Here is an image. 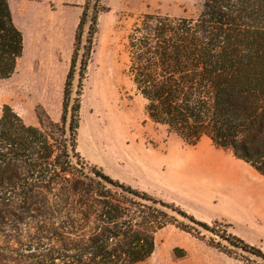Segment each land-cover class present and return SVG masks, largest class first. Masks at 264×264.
I'll return each mask as SVG.
<instances>
[{"label":"trees","instance_id":"obj_1","mask_svg":"<svg viewBox=\"0 0 264 264\" xmlns=\"http://www.w3.org/2000/svg\"><path fill=\"white\" fill-rule=\"evenodd\" d=\"M103 11L101 0H84L59 121L39 108L37 126L27 125L9 106L2 108L0 234L18 227L36 232L18 249L0 247V264H137L151 256L164 227L197 232L171 216L169 204L87 167L76 152L79 103L77 98L67 120L66 95L84 27L88 45L79 88ZM23 49L8 0H0V82L13 75ZM125 50V74L149 121L188 146L205 137L264 178V0H203L196 18L143 14L126 36ZM177 213L264 264L260 250Z\"/></svg>","mask_w":264,"mask_h":264},{"label":"rangeland","instance_id":"obj_2","mask_svg":"<svg viewBox=\"0 0 264 264\" xmlns=\"http://www.w3.org/2000/svg\"><path fill=\"white\" fill-rule=\"evenodd\" d=\"M202 3L101 0L105 11L97 17L80 88L78 71L83 47L88 45V24L66 95L67 120L78 98L76 152L82 163L169 204L173 208L168 210L171 216L198 232H184L175 224L164 227L155 235L151 256L137 264L263 263L177 211L218 232L226 231L264 253V178L255 172L258 180H252L239 172L232 180L234 169L213 154L207 156L205 168L191 166L199 158L198 152L213 147L211 142L202 138L198 147L188 146L167 133L165 127L149 121L144 101L125 74L126 36L139 16L160 13L196 18ZM8 4L14 24L23 35L24 50L13 75L0 82V115L7 105L24 123L37 126L36 112L42 108L57 122L84 0H8ZM247 195L252 198L248 200ZM35 232L33 227H18L6 236L5 231L0 234V247L18 249Z\"/></svg>","mask_w":264,"mask_h":264},{"label":"crops","instance_id":"obj_3","mask_svg":"<svg viewBox=\"0 0 264 264\" xmlns=\"http://www.w3.org/2000/svg\"><path fill=\"white\" fill-rule=\"evenodd\" d=\"M203 138H205V137H203ZM199 145H200V142H198L195 146H192V147H198ZM206 148L207 149H205L204 152H202V153L198 152L199 158L197 160H195V161H192L191 162V166L193 165V167L195 166L196 168H199V169L205 168V166H206L205 165V160L207 159V156L210 155V154H213V155H216V156L222 158V161L226 165H228L230 167V169L231 168L234 169V170L231 169V175H232L231 179L232 180L236 179V177H237L239 172L244 174L248 178H251L252 180L253 179L254 180H258V178L255 177L254 174H253V173H255V171L250 166L245 164L244 162L234 158L229 151H225V150H222L220 148H216L214 146L212 148H208V147H206ZM253 192H254V189H253ZM248 194H251L250 190L248 191ZM246 198L248 200H250V198H252V197L247 195Z\"/></svg>","mask_w":264,"mask_h":264}]
</instances>
